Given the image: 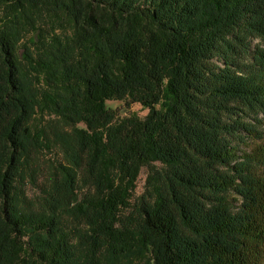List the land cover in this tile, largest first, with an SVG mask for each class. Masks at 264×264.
Masks as SVG:
<instances>
[{
    "label": "trees",
    "instance_id": "16d2710c",
    "mask_svg": "<svg viewBox=\"0 0 264 264\" xmlns=\"http://www.w3.org/2000/svg\"><path fill=\"white\" fill-rule=\"evenodd\" d=\"M260 116L264 0H0V264H264Z\"/></svg>",
    "mask_w": 264,
    "mask_h": 264
},
{
    "label": "rangeland",
    "instance_id": "374dc122",
    "mask_svg": "<svg viewBox=\"0 0 264 264\" xmlns=\"http://www.w3.org/2000/svg\"><path fill=\"white\" fill-rule=\"evenodd\" d=\"M108 106L110 108L116 109L119 117H126L134 114L138 115L139 117H144L147 114L146 110H144L140 105L135 103L110 101L108 102ZM259 119L262 120L263 123L258 124L256 128L260 129L262 131V134L264 135V118L260 116ZM56 156L61 158V155H59L58 151L54 150L52 157H56ZM48 158H51V155H49ZM45 164H47V159H44L42 162V165ZM147 172L148 170L145 168L140 175L138 186L136 189V197L140 196L144 192Z\"/></svg>",
    "mask_w": 264,
    "mask_h": 264
}]
</instances>
